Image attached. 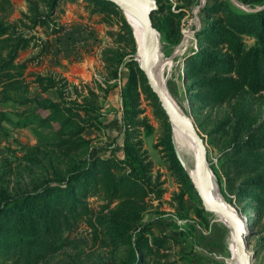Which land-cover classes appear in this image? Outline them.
<instances>
[{
    "label": "rangeland",
    "instance_id": "rangeland-1",
    "mask_svg": "<svg viewBox=\"0 0 264 264\" xmlns=\"http://www.w3.org/2000/svg\"><path fill=\"white\" fill-rule=\"evenodd\" d=\"M58 1L57 7L51 10V0H0V26L10 28V32L46 38L47 28L33 24L34 17L40 15L48 16L51 23L61 27L57 34L50 35V39L56 41L50 52L54 57L48 55L37 66H29L23 76L24 82L28 87L32 86L30 74L40 71L66 82L68 101L100 103L102 129H86L82 137L89 146L106 144V150H114L117 155L110 163V170L116 175L127 174L129 171L118 168L121 161H125V164L133 165L142 184L126 186L115 197L96 193L95 189L90 195L78 196L89 208L82 213V223L60 250L39 264H127L139 251L148 254L143 257L144 264H234L230 251L232 229L215 213L204 210L192 178L187 175V181L174 169L168 142L169 134L171 141V122L162 114L140 73L136 91L128 99L131 109L137 110V117L133 122L121 125L122 81L136 61L137 53L133 33L125 24L122 10L108 6L100 11L87 0ZM158 1L163 14L155 15L156 23L166 30L164 36L158 31L157 57L162 60L158 81L178 108L194 120L206 144L214 183L230 202L224 199L247 218L251 233L247 237L248 251L254 254L252 264H264V148L246 149L248 143L264 140V123L258 132L247 129L264 119V90L238 84L241 88L230 97V87L216 90L196 87V80L210 77L218 79L216 85L224 79L231 86L236 83L232 79L234 70H194L196 66L188 58L197 50L227 55L231 43L218 37L234 32L235 19L256 12L253 9L262 7L264 2ZM214 1H217L216 8L202 9ZM207 22L216 23L226 31L216 37V43L210 42L212 36L200 31ZM245 34L242 35L244 46L249 47L254 44L256 34ZM64 36L70 38L68 43L60 42L59 37ZM34 45L30 43L20 50L19 60L33 55ZM84 58L91 62L83 66ZM56 61L59 65L54 63ZM115 67L117 77H113ZM105 90H108L106 94ZM21 91H8V95L19 100ZM50 97L54 98V94ZM11 110V107L0 105V111ZM20 130L16 131L17 139L16 136H5L0 130V175L5 174L4 184L10 191L32 187L35 179L41 180L46 174L42 167L46 163H42V158L53 159V154H28L26 150L38 142V135L30 128ZM129 133L131 140L124 141L122 135ZM86 149V146L77 148L75 155L81 156ZM27 157L34 163L24 161ZM127 189H131L129 194L125 192ZM129 199L134 202L132 212L113 217L112 213ZM143 227L146 247L137 250L136 234ZM0 264L12 262L0 255Z\"/></svg>",
    "mask_w": 264,
    "mask_h": 264
},
{
    "label": "trees",
    "instance_id": "trees-1",
    "mask_svg": "<svg viewBox=\"0 0 264 264\" xmlns=\"http://www.w3.org/2000/svg\"><path fill=\"white\" fill-rule=\"evenodd\" d=\"M87 1L100 11L107 9L108 6L118 8L114 3L106 0ZM156 2L158 9L152 14V21L156 29L164 36L166 30L156 23L155 15L163 14L159 1L156 0ZM58 3V0H51V10L57 7ZM216 3L217 1H214L203 6L202 9L212 10L216 8ZM52 13L51 11L50 15ZM126 21L125 24L130 29ZM33 24L45 26L47 37L40 38L33 34L27 36L24 32H10V28L0 26V89L2 90L0 105L12 108L11 111H0V130L5 136H16L17 139L19 138L16 135L17 130L30 128L38 135V142L26 152L30 155L53 154L52 160L42 158V163H46L42 166L46 174L41 177V180L35 179L32 187H19L15 191H10L9 186L4 184L5 174L0 175V255L10 260L12 264H39L48 255L60 250L67 243L71 233L82 223V213L89 209L79 200V197L87 196L93 189L96 193L103 195L108 193L115 197L126 186L135 187L142 184V179L137 175L133 165L125 164V161H121L118 168L129 171L127 174L116 175L110 170V163L114 155H117L114 150H106V144L89 146L88 141L82 137L86 129L94 127L102 129L100 103L96 105L95 103L87 104L85 100L68 101L65 94L66 82L53 75L34 74L33 81L38 89L35 93L24 82L23 76L27 67L30 64H40L50 54L52 47L50 35L57 34L61 30L60 26L48 20V16L34 17ZM232 26L234 32H227L218 37L222 41L231 43L228 47L230 52L227 55L217 56L197 50L188 58L195 64L194 70L212 72L215 69L223 71L232 68L235 75L232 79L236 83L228 86L222 79L220 82L223 83L216 85L215 82L218 79L210 77L205 80H196L194 84L203 89L216 90L230 87V93H228L230 97H233L236 90L245 85L254 90H264V65H261L264 61V9L239 15ZM200 31L213 37L209 39L211 43H216V37L226 32L223 27L209 22L203 24ZM251 32L256 34L255 42L245 47L242 35L247 33L245 36H249ZM30 43L35 44L32 48L36 51L30 57L19 60L20 50L25 49ZM116 63L117 59L114 64ZM113 72V77H117L116 67ZM138 73L147 81L137 62L134 61L126 79L122 81L121 125L133 122L137 117V110L135 113L131 109L128 99L136 91ZM227 79L229 82V78ZM147 88L156 104L160 105L148 84ZM20 90L22 91L19 100L15 96L8 95V91ZM48 90H54L57 99L43 96ZM107 92L108 90H105L104 94ZM161 112L167 118L162 108ZM263 123L264 119L247 129L252 133L258 132ZM122 136L124 141L131 140L130 133ZM168 142L174 169L188 181V174L174 154L170 134ZM81 146H86L87 149L77 157L75 155L77 148ZM256 148L263 149L264 140L250 142L246 149ZM27 158L24 161L34 163L31 157ZM130 191L131 189H127L125 192L129 194ZM262 196L264 197V191ZM133 203L132 199H129L128 202L121 204L112 213L113 217L130 214ZM143 229L145 227L136 234L137 250L140 247H146L143 241ZM146 255L148 254L139 251L127 264H144L142 261Z\"/></svg>",
    "mask_w": 264,
    "mask_h": 264
},
{
    "label": "water",
    "instance_id": "water-1",
    "mask_svg": "<svg viewBox=\"0 0 264 264\" xmlns=\"http://www.w3.org/2000/svg\"><path fill=\"white\" fill-rule=\"evenodd\" d=\"M106 1L114 3L119 9L130 12L140 20L142 24L141 62L138 63V66L143 72L151 91L157 97L169 122L171 121L183 127L195 142L194 179L190 175L189 176L192 178L193 182H195L194 186L197 190L201 205L207 212L222 215L232 229L235 256L238 260V264H252L254 254L248 251L247 237L251 233L249 225L247 224V218L235 209L212 202L206 186V176L211 170L207 161V148L204 139L191 116L176 110L159 86L157 74L158 70H160V64H154V61L158 53L160 34L152 21V14L158 9L156 0ZM198 7L201 6L199 5ZM261 9H264V5L253 10L258 11ZM182 45L183 44L179 45V50L182 49ZM177 159L179 160L178 157Z\"/></svg>",
    "mask_w": 264,
    "mask_h": 264
},
{
    "label": "bare ground",
    "instance_id": "bare-ground-1",
    "mask_svg": "<svg viewBox=\"0 0 264 264\" xmlns=\"http://www.w3.org/2000/svg\"><path fill=\"white\" fill-rule=\"evenodd\" d=\"M127 23L130 26V29L133 33L137 53L135 56V60L137 63L141 62V33H142V24L140 20L131 14L128 11L122 10ZM160 64L162 63V60L159 58V56L155 58L154 64ZM159 86L162 89L163 93L166 95V97L170 100L172 105L178 110L180 113H183L178 106L176 105L174 99L171 97L169 92L163 87L162 83L159 82ZM171 122V121H170ZM172 127V134H171V143L173 147L174 153L177 155L179 160L182 163L183 168L187 172L188 175H190L194 179V173H195V152H196V145L194 140L192 139L191 135L181 126H179L176 123L171 122ZM195 183V182H194ZM195 185V184H194ZM206 186H207V192L212 200V202L224 206H228L232 209H234L221 195L219 192L216 184L214 183L210 171L208 172L206 176ZM216 214V213H215ZM218 216L219 220H221L226 226H229L226 222L225 218L222 215L216 214ZM230 251L233 256L234 264H238V260L235 256V248L234 243L230 246Z\"/></svg>",
    "mask_w": 264,
    "mask_h": 264
},
{
    "label": "crops",
    "instance_id": "crops-1",
    "mask_svg": "<svg viewBox=\"0 0 264 264\" xmlns=\"http://www.w3.org/2000/svg\"><path fill=\"white\" fill-rule=\"evenodd\" d=\"M60 38V42L61 43H63V44H65V43H68V39H70V38H68L67 36H64V37H59ZM51 42H52V47H53V43L54 44H56V41H55V39L54 40H52L51 39ZM85 42H86V39H85ZM53 50V49H52ZM51 50V51H52ZM70 51H73V49L71 48L70 49ZM49 55H53L52 53L51 54H49ZM85 55H88V54H85ZM48 56V55H47ZM46 56V57H47ZM52 57H54V55L52 56ZM52 60V59H51ZM91 62V59H88V60H86L85 58H84V61L81 63L82 65L83 64H86L87 62ZM80 62H81V60H80ZM55 64H57L58 62L56 61V62H54ZM37 66L38 64H30L29 66ZM58 65H59V63H58ZM29 66L27 67V69H26V73H27V71H28V69H29ZM84 66V65H83ZM33 72H35V73H31L30 74V76H31V82H32V86H30V90L32 91V92H37V87H36V83L33 81L34 80V74H43V73H41L40 71H33ZM43 75H46V74H43ZM54 94V98H51L50 96H51V94ZM43 96H47V97H49V98H51V99H53V100H55L56 99V94H55V91L54 90H48L47 92H46V94H43ZM110 97H111V94H110ZM108 104V103H107ZM107 104H106V106H107ZM24 133V131L22 130H20V133Z\"/></svg>",
    "mask_w": 264,
    "mask_h": 264
}]
</instances>
